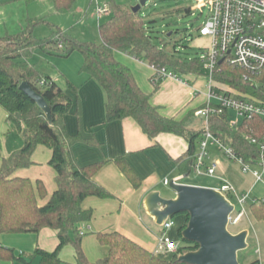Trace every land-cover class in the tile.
<instances>
[{"label":"trees","instance_id":"16d2710c","mask_svg":"<svg viewBox=\"0 0 264 264\" xmlns=\"http://www.w3.org/2000/svg\"><path fill=\"white\" fill-rule=\"evenodd\" d=\"M51 1L56 9H70L76 0ZM183 11L189 13L188 9H184L177 14ZM139 12L133 13L129 7L112 5L109 18L98 26L101 40L99 44L64 37L59 30L49 41L38 42L32 37L36 25V22L32 21L18 34L0 37V108L7 115L6 121L13 125L23 138L22 148L1 160L0 234H37L45 228L55 231L58 240L56 248L51 252L36 248L30 256L38 257L39 264H62L60 252L69 244L74 249L72 264H186L178 261V255L198 248L196 243L181 239L183 245L170 259H166L119 232H97V241L108 249V253L95 262L88 260L81 246L84 233L80 235V226L91 221L93 212L84 210L81 205L88 197L113 198L110 192L94 180L105 162L83 167L77 164L71 148L81 139L78 136H70L63 123L64 116L72 107V100L54 80L41 76L27 62L35 47L54 52L57 50V55L61 57L79 52L83 59L80 72L95 80L105 93V122L112 123L130 118L149 139H154L162 133L183 138L187 143V150L175 163L178 175H186L191 171L194 155L203 135L202 128L189 129L185 125L187 119L194 116L195 109L189 111L182 120L161 115L159 109L151 104L150 96L136 83L130 68L117 60L115 55H127L137 61H145L154 69L166 68L179 76L201 74V65L198 59L175 58L174 53L169 54L153 44L149 28ZM219 68L220 72H216L214 76L219 87L231 89L246 97L264 100L262 80L257 85L246 82L242 78L243 71L240 68L230 67L225 62L220 63ZM42 79L46 81L45 86L38 84ZM23 81L36 90L48 104L51 123H48L44 113L19 89ZM161 81H153L155 89L159 88ZM68 89L76 91V87L70 83ZM229 116L230 112L212 116L211 133L230 146L245 162L258 159L259 146L250 144L245 140V136L258 142L262 141L264 118L245 119L235 129L229 126ZM37 146L50 150L48 165L55 172L56 189L43 205L38 204V199H44L47 195L43 182H33L29 178L14 175L16 171L33 165L31 156ZM1 149L0 139V154ZM114 164L133 188L140 187L141 180L124 158H116ZM249 211L253 219L264 223L262 199H255L249 205ZM182 214L184 222L177 230L180 238L181 231L189 220L188 214ZM0 259L24 262L22 255H15L12 249L1 244ZM251 264H259V261Z\"/></svg>","mask_w":264,"mask_h":264},{"label":"crops","instance_id":"0c3cea01","mask_svg":"<svg viewBox=\"0 0 264 264\" xmlns=\"http://www.w3.org/2000/svg\"><path fill=\"white\" fill-rule=\"evenodd\" d=\"M196 37L198 36L196 35ZM200 39L202 43L206 44L202 48H207L209 39L206 37H200ZM117 54L115 55L116 59L122 62ZM138 67L134 63L129 67L136 83L145 94L150 96L151 104L157 107L161 115L167 118L175 119L174 114L183 109L193 93L194 96L192 97L197 98L199 96L196 94L199 83L196 84L197 76L194 74L183 75L185 76L183 82L163 79L160 83L159 92L154 91L153 93L152 89L155 90V88L152 79L155 73H151L150 70L148 72L146 69L142 70L144 74L148 72L153 85V88L148 85V89H146L147 84L142 83L139 77L142 76V71ZM50 79L55 81L54 78ZM76 84L75 92L66 90L67 95L72 100V107L63 118L67 133L81 139L72 146L71 153L81 167L105 162L104 166L96 173L94 180L113 195L111 199L88 197L83 201L82 208L93 212L91 221L80 226L81 232L84 233L81 241L83 252L91 262L104 258L108 249L99 244L95 233L115 231L154 253L157 247L158 234L151 233L140 221L143 200L148 193L159 191L158 186L164 185L163 182L165 179L168 180L169 175L175 174L171 180L180 177L175 160L185 154L187 143L183 138L167 133L149 139L143 134L136 122L130 118L106 123V96L100 85L86 74H83L82 78L76 81ZM165 89H174L176 91L175 96L172 99L169 98L167 93L165 94ZM6 117V113L0 108V139L2 144L0 165L2 158L9 157L23 146L21 134L6 121ZM50 157V150L43 146H37L31 156L33 165L20 169L14 174L18 177L29 178L33 182L36 180L43 182L47 195L44 199H38L39 205L45 204L56 189L55 172L48 165ZM119 157L124 158L141 180L138 189L131 186L114 164V160ZM186 178H181L179 183L187 184L182 182ZM263 198L261 196L255 199L263 200ZM150 221L154 223L151 218ZM71 237H73L72 234ZM57 243L56 232L47 228L42 229L37 234H0V244L5 248L12 249L15 255H22L25 262L0 259V264H39L38 257L30 258L35 249L39 248L51 252L56 248ZM59 257L62 264H72L74 262L72 245L65 246Z\"/></svg>","mask_w":264,"mask_h":264},{"label":"rangeland","instance_id":"374dc122","mask_svg":"<svg viewBox=\"0 0 264 264\" xmlns=\"http://www.w3.org/2000/svg\"><path fill=\"white\" fill-rule=\"evenodd\" d=\"M197 1L148 0L139 13L149 28L148 31L152 43L169 54L174 53L175 58L198 59L204 51L202 47H205L206 44L202 43L200 37H196V29L202 22L208 19L209 12L206 8L196 9ZM138 3L139 0H76L70 9H56L51 0H38L35 2H27L26 0H0V37L18 34L29 21H32L36 22L32 37L38 42L44 43L49 41L55 32L59 30L64 37L99 44L101 40L98 26L104 23L109 16H103L100 20H97L95 15L96 6L106 4L110 15L112 5L132 8ZM184 9H188L189 12L191 10L195 16H192L191 12L189 14L185 11L177 14L178 11ZM57 53V50L54 52L35 47L27 62L41 76L54 78L56 83L66 92V90H70L68 89L69 83L76 87V81L82 78L83 74L80 70L83 59L77 51L71 53L68 57H61ZM117 56L123 63L128 66L130 65L129 67L134 63L139 66L138 68L141 71L146 69L148 72L150 70L151 73H155L153 68L145 61H135L119 53ZM148 72L144 74L142 71V76H139L142 83L147 84L146 89H148V85L153 88ZM207 74V70L203 68L201 75L196 77V84L199 83L198 90L201 92L205 91ZM180 78L185 79L183 76H180ZM160 88L161 85H159L158 89H152L153 93L154 91L159 92ZM164 91L171 99L176 93L174 89H165ZM192 96H194V93L190 96L183 109L174 114L175 119L184 118L191 109H197L205 100L202 94H199L197 98ZM163 98L165 97L163 96ZM202 123V118L192 116L187 119L185 125L189 129H200ZM209 153L211 158H215L218 161L216 174L230 183L238 196L248 195L244 206L245 215L240 219L238 224L228 225V230L233 234L243 230L249 232L247 238L248 247L238 252V262L239 264H251L258 260L260 264H264V223L253 219L249 211V205L256 197H264V170L257 165L251 166L252 170H256L263 175V182L258 183L250 173H243L239 164L228 160L219 153L215 146H209ZM174 177L175 174L169 175L168 180L170 181ZM182 182L204 187L220 186L218 180L197 175L195 172H192ZM158 189L162 197H168L166 199L174 197V192L168 185L161 184L158 186ZM227 196L235 205L233 212V217H235L241 210V207L238 205L235 196L229 194ZM172 220L175 225L170 230L169 236L174 243L181 246L183 242L178 236L177 230L183 223L184 215L182 213L177 214L172 217ZM140 221L151 233H161L162 227L152 223L143 208ZM171 257V255H168L165 258L170 259Z\"/></svg>","mask_w":264,"mask_h":264},{"label":"built area","instance_id":"2783aa9c","mask_svg":"<svg viewBox=\"0 0 264 264\" xmlns=\"http://www.w3.org/2000/svg\"><path fill=\"white\" fill-rule=\"evenodd\" d=\"M202 8L208 10L209 17L198 26L196 35L208 38L209 45L204 49L198 60L201 69L205 68L208 74L206 76L205 91L196 90V94H202L205 98L202 105L194 111V117L202 118L203 135L198 143L190 173L195 172L197 175L218 180L220 186L213 188L230 202L231 200L227 194L236 197L241 210L235 217H233V213L229 217V224L236 225L245 215L244 206L248 195L238 196L234 187L216 174L218 161L211 158L209 146H215L216 150L224 157L239 164L243 173H250L257 182H263L262 173L252 170L251 166L257 165L264 170V138L258 142L256 139L245 136V140L252 145L257 144L260 149L258 159L245 162L236 155L230 146L222 143L211 133L210 118L222 115L224 112H230L229 126L236 129L245 119L264 118V100L246 97L231 91V89L219 87L214 76L216 72H220V63L225 62L230 67L240 68L243 71L242 78L246 82L257 85L262 80L261 85L264 88V0H198L196 9ZM108 9L106 4L97 5L95 10L97 20H100L103 16H109ZM191 15L195 16L194 12H191ZM59 47H61V44H59ZM154 71L155 74L152 79L154 82L163 79L184 81L179 75L166 68L154 69ZM183 77L185 78V76ZM38 84L39 86H45L46 81L42 79ZM181 178L182 176L173 179V181L179 183ZM169 182L165 179L163 183L169 185ZM174 225L172 217H169L163 223L161 226L162 231L158 234L154 254L160 257L176 254L180 245L174 243L169 236V232ZM80 235H83V232H80Z\"/></svg>","mask_w":264,"mask_h":264},{"label":"water","instance_id":"95a60500","mask_svg":"<svg viewBox=\"0 0 264 264\" xmlns=\"http://www.w3.org/2000/svg\"><path fill=\"white\" fill-rule=\"evenodd\" d=\"M147 1L139 0L131 11L138 13ZM19 89L51 123V110L44 98L25 81L21 82ZM168 186L175 197L166 199L159 191L150 192L143 200V208L157 226H162L169 217L188 214L189 220L181 231V239L196 243L198 248L178 255V261L186 264H239L238 252L248 247L249 232L243 230L233 234L228 230L234 205L211 187L175 183L173 180Z\"/></svg>","mask_w":264,"mask_h":264}]
</instances>
